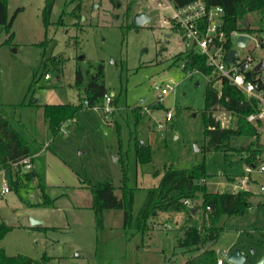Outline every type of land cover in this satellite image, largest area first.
<instances>
[{"label":"rangeland","instance_id":"obj_1","mask_svg":"<svg viewBox=\"0 0 264 264\" xmlns=\"http://www.w3.org/2000/svg\"><path fill=\"white\" fill-rule=\"evenodd\" d=\"M77 3L80 9L72 12ZM44 4L45 0H7V19L12 22L8 30L0 24V113L27 142L45 192L56 201L28 206L41 201L35 180L0 196V223L10 226L0 238V248L7 255L33 259L46 253L53 264H181L198 251L178 246L181 227L187 221L200 227V210L193 217L185 212H159L142 233L133 226L123 227L121 209H104L102 225L97 226L91 191L79 186L97 181L118 186L124 168L126 185L133 191V216L147 188L156 186L169 166L182 169L204 163L208 189L230 191L228 175L241 174L245 163L226 161L221 152L203 147L209 78L197 71L188 73L181 61L174 60L186 45L177 32L165 37L159 22L170 11L156 0H116V4L53 0L47 25L42 17ZM136 11L147 12L150 21L130 26ZM247 18L252 27H261L257 13ZM254 44L251 40L236 47L238 58H252L248 69L264 60V50ZM99 64L101 80L112 93L111 110H103V99L94 102L97 109L83 105L74 118L61 121L59 130L51 132L42 105L78 103L83 90L74 85L75 70L80 68L87 81ZM45 74L50 77L46 79ZM258 75L264 77V69ZM169 77L178 83L161 100L159 86ZM214 86L219 89L220 81L215 80ZM168 110L171 116L166 119ZM213 115L223 127L235 126L230 112L218 109ZM258 130L264 144V124ZM136 141L150 144V161L138 162ZM263 163L264 153L255 167ZM14 168L13 164L9 169L0 165V177L9 181L15 176ZM21 171L26 170L21 167ZM258 172L250 174L248 187L254 200L264 205L259 191L264 172ZM115 194L121 196L118 188ZM198 204L199 200L189 202L193 207ZM34 219L48 228H34ZM218 225L216 240L205 241L201 249L214 247L224 264H235L226 260V248L240 249L245 255L243 264L264 259V207L222 214Z\"/></svg>","mask_w":264,"mask_h":264},{"label":"trees","instance_id":"obj_2","mask_svg":"<svg viewBox=\"0 0 264 264\" xmlns=\"http://www.w3.org/2000/svg\"><path fill=\"white\" fill-rule=\"evenodd\" d=\"M116 4V0H109ZM193 0H171L175 6H182ZM210 5H220L223 8V24L221 29L226 33L224 47L229 50L232 41L228 37L231 30L236 29L247 33H254L260 40L261 48L264 50V41L260 36V28L252 27L248 20V26L241 23L248 14L257 13L259 19L264 21V0H205ZM7 0H0V24L5 25L7 30L11 26L12 19H7ZM53 0H45L42 11L44 24L50 23V13ZM80 9L77 3L72 12ZM248 19V18H247ZM130 26H135L134 23ZM129 25L123 27L124 31ZM125 32V31H124ZM174 60H179L183 64L185 71L198 70L210 76L204 95V149L210 152H221L226 161H241L251 166H257L264 153V144L260 141L258 127L260 122L252 123L247 120V116L257 110L258 103L253 97H246L245 94L230 84L228 80L221 79L219 89L214 86V81L219 78L212 75V67L206 64V57L197 51L190 49L176 53ZM259 71L245 69L244 75L248 79L257 80L259 88L264 91V82L260 81ZM95 78L91 76L84 80L80 68L75 70L74 85L82 88L83 96L78 103H46L42 105L43 116L47 121L51 132L55 133L59 129L61 121L74 118L75 114L85 105L91 107L95 101L102 99L107 92L104 82L101 80L102 65H98ZM219 81V80H218ZM225 110L235 117V126L223 127L218 118L213 115L215 110ZM135 153L138 162L145 163L151 159V148L146 142L136 141ZM243 153V156L241 154ZM30 148L20 133L10 123L8 117L0 113V165L7 169L22 158L31 156ZM15 176L10 178L11 189L18 191L24 181H36L40 189L41 201L29 203L33 205H51L53 200L45 192V183L42 177L30 171H21V165L14 168ZM241 174L230 176V182L235 181ZM208 174L205 172V164L199 163L189 168L176 169L171 166L165 168L156 186L147 188L146 198L136 216H133V191L126 185V172L122 168V184L115 186L110 181H97L87 183V187L92 194L91 207L94 210L97 226L102 225V211L104 209H121L123 212V227H134L137 231L145 232L149 228V223L159 212H185L189 217H193L198 210L201 214V225L193 221H187L183 227V235L178 239V246L186 249H201L205 241L216 240L219 230V217L222 214L238 215L247 208L254 206L252 191L240 190L236 192L221 191L213 192L208 189L205 179ZM118 188L121 196L115 194ZM21 200L23 198L20 197ZM184 200L198 201L195 210ZM259 205V202L256 204ZM207 206L209 209L207 210ZM205 215L207 216L205 218ZM34 228H48L34 225ZM54 228V227H52ZM10 229L6 223H0V238ZM203 230L205 233L203 234ZM51 257L44 253L40 259H33L29 256L17 254L7 255L3 248H0V264H53ZM183 264H216V251L214 248H206L188 258Z\"/></svg>","mask_w":264,"mask_h":264},{"label":"built area","instance_id":"obj_3","mask_svg":"<svg viewBox=\"0 0 264 264\" xmlns=\"http://www.w3.org/2000/svg\"><path fill=\"white\" fill-rule=\"evenodd\" d=\"M158 6H162L169 9L170 14L160 18L159 27H164L165 35L169 33L171 36L172 32L180 34L182 40L185 42V49L182 51L193 49L206 57V64L212 67V75L221 79H226L237 89L241 90L246 97H253L257 103V110L250 113L247 116V120L252 123L260 122L264 124V91L259 88L258 81L248 79L245 77L243 71L240 70V65L244 62L247 63L246 69L252 58L247 56L245 59H240L238 56L233 58L231 61L226 60L227 51L224 47V41L226 33L221 29L223 24V8L220 5H210L205 0H193L182 6H175L171 0H156ZM221 22V24H219ZM261 31L259 32L262 37L261 41H264V21H261ZM246 34L249 36V40H255L254 47H260V40L254 33H247L244 31L233 29L229 32L228 37L232 41L234 47L235 39L241 35ZM169 36V37H170ZM246 43V44H247ZM183 67V64H181ZM197 71L198 70H192ZM190 73L191 71H187ZM201 73V72H200ZM203 74V73H201ZM205 75V74H203ZM210 78V76L205 75ZM44 77L47 79L50 77L49 74H45ZM260 81L264 82V77L260 75ZM172 77L165 79L164 83L159 86L158 97L162 98L168 94L169 91L173 90L177 85ZM112 94L106 92L102 99L104 105L102 108L104 111L109 112L110 102ZM85 105L88 104L87 100H84ZM97 109L98 106L93 104L91 108ZM146 109V108H145ZM171 116L170 110L166 112V119ZM162 126V124H159ZM14 166L21 165L26 171L32 169L31 157L27 156L13 163ZM259 172L264 171V163L259 165L257 168L249 164L244 165V174L236 178L235 181L229 182L230 191L236 192L240 190L250 191L248 184L250 181V174L256 170ZM11 190L10 182L0 177V196L5 195ZM259 191L264 195V184H260ZM184 203L189 204V200H184ZM209 207L207 206V210ZM224 255L226 253L224 252ZM223 258L219 257L216 259V264H222Z\"/></svg>","mask_w":264,"mask_h":264},{"label":"water","instance_id":"obj_4","mask_svg":"<svg viewBox=\"0 0 264 264\" xmlns=\"http://www.w3.org/2000/svg\"><path fill=\"white\" fill-rule=\"evenodd\" d=\"M96 4V3H95ZM132 21L134 23V25L136 26H141V25H145L150 21V16L147 12L145 11H136L133 16H132ZM241 23L245 26H248V19L247 18H243L241 20ZM219 24H221V22H219ZM169 33L165 35V37L169 38ZM249 40V36L246 34H241L239 35L235 41H234V47H231L226 54V60L227 61H231L233 58H235L238 53H237V49L236 47H244L247 43V41ZM247 63L244 62L240 65V70L244 71L246 69ZM264 69V60H260L254 67L255 71H260ZM91 78L94 79L95 76L92 74ZM196 83H198L196 81ZM241 156H243V153L241 154ZM192 211H194V207H192L191 209ZM41 221L39 220H32V225H37L40 224ZM226 260H228L229 262L235 263V264H243L245 261V255L241 252L240 249L235 248L229 252L226 253ZM263 258H260L256 264H263Z\"/></svg>","mask_w":264,"mask_h":264},{"label":"crops","instance_id":"obj_5","mask_svg":"<svg viewBox=\"0 0 264 264\" xmlns=\"http://www.w3.org/2000/svg\"><path fill=\"white\" fill-rule=\"evenodd\" d=\"M110 94H112V93H110ZM147 143H148V142H147ZM148 144H149V143H148ZM149 145H150V144H149ZM42 150H43V148L40 149L39 151L35 152V155H37L38 153H40V151H42ZM30 157H31V162H32V169H31V170H32L33 173H35L36 175L40 176V175L38 174V172L36 171L35 165H34V163H33V157H34V154L32 153ZM263 172H264V171H263ZM258 173H262V172H258ZM40 177H41V176H40ZM42 179H43V178H42ZM45 186H46V185H45ZM85 186L87 187V185H80L79 187H82V188H83V187H85ZM45 189H46V187H45ZM65 194H67V193H65ZM47 195H48V194H47ZM48 196H49V195H48ZM50 198H51V197H50ZM55 201H56V200L54 199L52 203L54 204ZM253 202H254V206L249 207V208H253V207H264V205L261 204V203H259V205H256V204L258 203V201H255V200H254V197H253ZM53 204H52V205H53ZM91 204H92V200H91ZM194 209H195V207H194ZM210 243H212V242H210ZM208 244H209V243H208ZM211 248H214V247L211 246ZM188 250H191V249H188ZM201 250H203V248L200 249V250H198L197 253L200 252ZM224 250H226L225 253H227V252H229V251L231 250V248H226V249H224ZM215 251H216V256H217L216 259H217V258H219L220 256H218V254H217V249H215ZM223 252H224V251H223ZM197 253H196V254H197ZM194 255H195V254H194ZM192 256H193V255H192ZM224 256H225V255H224ZM189 258H190V257H189ZM187 259H188V258H187ZM187 259H186V260H187ZM186 260H185V261H186ZM185 261H183L181 264H183ZM222 264H224V262H222Z\"/></svg>","mask_w":264,"mask_h":264}]
</instances>
